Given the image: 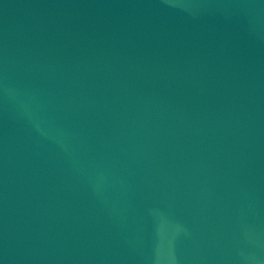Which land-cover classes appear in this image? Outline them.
<instances>
[{
  "label": "water",
  "instance_id": "1",
  "mask_svg": "<svg viewBox=\"0 0 264 264\" xmlns=\"http://www.w3.org/2000/svg\"><path fill=\"white\" fill-rule=\"evenodd\" d=\"M0 264H264V0H0Z\"/></svg>",
  "mask_w": 264,
  "mask_h": 264
}]
</instances>
